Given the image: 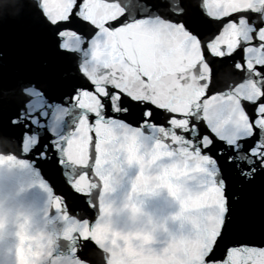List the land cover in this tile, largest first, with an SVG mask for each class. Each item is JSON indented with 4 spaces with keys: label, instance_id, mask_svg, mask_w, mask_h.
Segmentation results:
<instances>
[{
    "label": "snow or ice",
    "instance_id": "1",
    "mask_svg": "<svg viewBox=\"0 0 264 264\" xmlns=\"http://www.w3.org/2000/svg\"><path fill=\"white\" fill-rule=\"evenodd\" d=\"M25 13L49 59L3 92L0 264H264L237 215L264 194V0H0ZM163 192L188 232L144 211Z\"/></svg>",
    "mask_w": 264,
    "mask_h": 264
},
{
    "label": "water",
    "instance_id": "2",
    "mask_svg": "<svg viewBox=\"0 0 264 264\" xmlns=\"http://www.w3.org/2000/svg\"><path fill=\"white\" fill-rule=\"evenodd\" d=\"M223 83L221 78V84ZM237 215L249 234L258 240L264 229V194L258 188L246 193L241 204L237 206Z\"/></svg>",
    "mask_w": 264,
    "mask_h": 264
},
{
    "label": "clouds",
    "instance_id": "3",
    "mask_svg": "<svg viewBox=\"0 0 264 264\" xmlns=\"http://www.w3.org/2000/svg\"><path fill=\"white\" fill-rule=\"evenodd\" d=\"M144 211L150 213L153 219L160 224H167L171 217L179 211V201L167 192L160 193L144 202ZM120 227H123L121 224Z\"/></svg>",
    "mask_w": 264,
    "mask_h": 264
}]
</instances>
